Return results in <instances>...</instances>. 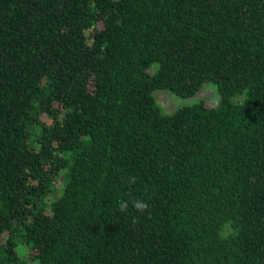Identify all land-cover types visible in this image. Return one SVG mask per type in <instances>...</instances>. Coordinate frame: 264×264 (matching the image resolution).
I'll use <instances>...</instances> for the list:
<instances>
[{
    "label": "trees",
    "instance_id": "obj_1",
    "mask_svg": "<svg viewBox=\"0 0 264 264\" xmlns=\"http://www.w3.org/2000/svg\"><path fill=\"white\" fill-rule=\"evenodd\" d=\"M0 264H264V0H0Z\"/></svg>",
    "mask_w": 264,
    "mask_h": 264
},
{
    "label": "rangeland",
    "instance_id": "obj_2",
    "mask_svg": "<svg viewBox=\"0 0 264 264\" xmlns=\"http://www.w3.org/2000/svg\"><path fill=\"white\" fill-rule=\"evenodd\" d=\"M153 97L163 113H172L183 105L193 104L203 100L206 105H216L218 102V93L215 83L205 82L202 87L193 95L180 96L167 89H155ZM242 95L233 97L234 100L242 99Z\"/></svg>",
    "mask_w": 264,
    "mask_h": 264
},
{
    "label": "clouds",
    "instance_id": "obj_3",
    "mask_svg": "<svg viewBox=\"0 0 264 264\" xmlns=\"http://www.w3.org/2000/svg\"><path fill=\"white\" fill-rule=\"evenodd\" d=\"M134 180L135 178L133 177L131 178L130 182H134ZM131 207H133L137 212L142 214L148 209L149 205L145 201H142L140 199H135L131 201ZM118 208L120 212L122 213L126 212L127 209L129 208V201H126V200L119 201Z\"/></svg>",
    "mask_w": 264,
    "mask_h": 264
}]
</instances>
